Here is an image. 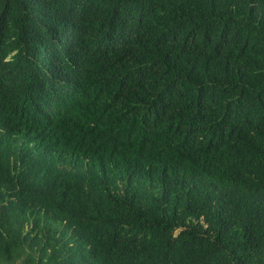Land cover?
<instances>
[{"label":"trees","instance_id":"1","mask_svg":"<svg viewBox=\"0 0 264 264\" xmlns=\"http://www.w3.org/2000/svg\"><path fill=\"white\" fill-rule=\"evenodd\" d=\"M264 264V0H0V264Z\"/></svg>","mask_w":264,"mask_h":264},{"label":"rangeland","instance_id":"2","mask_svg":"<svg viewBox=\"0 0 264 264\" xmlns=\"http://www.w3.org/2000/svg\"><path fill=\"white\" fill-rule=\"evenodd\" d=\"M7 264H21V262L17 261V262H10V263H7Z\"/></svg>","mask_w":264,"mask_h":264}]
</instances>
